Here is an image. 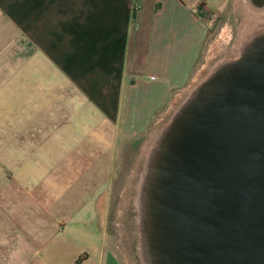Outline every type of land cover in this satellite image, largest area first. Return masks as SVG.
I'll use <instances>...</instances> for the list:
<instances>
[{
	"label": "crops",
	"instance_id": "1",
	"mask_svg": "<svg viewBox=\"0 0 264 264\" xmlns=\"http://www.w3.org/2000/svg\"><path fill=\"white\" fill-rule=\"evenodd\" d=\"M223 3L0 0V264H121L115 169L190 82Z\"/></svg>",
	"mask_w": 264,
	"mask_h": 264
},
{
	"label": "water",
	"instance_id": "2",
	"mask_svg": "<svg viewBox=\"0 0 264 264\" xmlns=\"http://www.w3.org/2000/svg\"><path fill=\"white\" fill-rule=\"evenodd\" d=\"M150 179L155 264H264V39L181 111Z\"/></svg>",
	"mask_w": 264,
	"mask_h": 264
},
{
	"label": "rangeland",
	"instance_id": "3",
	"mask_svg": "<svg viewBox=\"0 0 264 264\" xmlns=\"http://www.w3.org/2000/svg\"><path fill=\"white\" fill-rule=\"evenodd\" d=\"M240 2L224 0L211 22L207 41L188 85L175 93L170 103L155 116L138 140L125 146L124 160L115 169L106 228L107 240L121 264H153L150 241L146 242L147 250L141 246L143 239L139 224L140 211L137 208L141 182L148 171V156L161 137L163 142L160 144L163 147V138L171 130L177 116L222 67H229L232 63L229 59L244 43L242 27L248 20L244 23L245 9ZM7 171L4 179L8 177Z\"/></svg>",
	"mask_w": 264,
	"mask_h": 264
},
{
	"label": "bare ground",
	"instance_id": "4",
	"mask_svg": "<svg viewBox=\"0 0 264 264\" xmlns=\"http://www.w3.org/2000/svg\"><path fill=\"white\" fill-rule=\"evenodd\" d=\"M240 1H241L240 5H242L243 8L245 9V18L243 19L245 20L244 23L248 20L242 27L243 30L242 40L245 39V41L243 44H241L240 47H238L237 50H235V54L232 55V57L229 59L232 60V63H230L229 66L234 63H237L241 58V56L244 54V52H246L250 46H252L257 41L264 39V0H240ZM228 62L229 61H227L226 63ZM222 68L224 69L226 67H222ZM163 139L165 140V138ZM161 142H163L162 137L159 139L157 145L154 147V150H152L153 152H151L150 157L148 156V160H149L148 171L147 173H145L144 179L141 182V194L139 195V198H137V208L140 211L139 224L143 239L141 246L143 247V249L146 250H147L146 242L147 240L150 241V228L148 226L149 217L146 210L147 194L145 191L149 188V183H150L149 180H151L150 178L155 166L156 159L162 148L160 144ZM153 264H155L154 260H153Z\"/></svg>",
	"mask_w": 264,
	"mask_h": 264
}]
</instances>
